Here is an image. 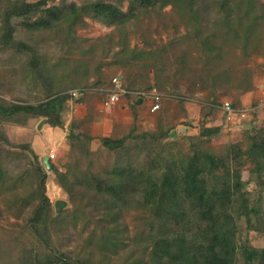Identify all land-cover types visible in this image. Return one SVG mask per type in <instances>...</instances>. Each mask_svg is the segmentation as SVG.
<instances>
[{"label": "rangeland", "instance_id": "374dc122", "mask_svg": "<svg viewBox=\"0 0 264 264\" xmlns=\"http://www.w3.org/2000/svg\"><path fill=\"white\" fill-rule=\"evenodd\" d=\"M17 1L0 0V39L8 41L0 42V104L37 106L56 95L79 94L63 103L61 127L38 116L23 124L0 120L4 185L15 186L12 196L0 190V264L21 263L26 251L33 259L52 252L67 264L98 263L102 255L109 258L105 264L147 261L151 247L143 256L142 249L149 235L159 234L145 203L149 181L160 183L168 168L181 175L195 153L220 159L215 175L232 189L235 264H261L257 258L249 263L246 251L264 249V157L257 172L247 154L264 145V0H255L263 18L248 40L237 19L243 10L231 3L240 0H228L223 9L222 0H191L193 19L175 0H49L15 16L9 2ZM84 4L70 28L69 20L41 31L26 28L47 8ZM104 6L118 12L112 23L96 16L97 10L110 13ZM207 37L218 48L212 54ZM151 90L159 96L155 112L152 99L138 102L134 94ZM226 103L232 112L224 111ZM212 128L218 131L203 135ZM120 139L124 144L111 148ZM124 169L136 181L116 195L113 186ZM40 184L50 209L32 225L38 201L27 195ZM56 200L63 202L59 213ZM190 203L183 208L194 223ZM110 204L112 214L104 215ZM106 228H113L117 254L98 248Z\"/></svg>", "mask_w": 264, "mask_h": 264}, {"label": "trees", "instance_id": "16d2710c", "mask_svg": "<svg viewBox=\"0 0 264 264\" xmlns=\"http://www.w3.org/2000/svg\"><path fill=\"white\" fill-rule=\"evenodd\" d=\"M48 1L40 0L35 4H27L21 0L14 3L9 2V6L14 9L12 14L19 16L23 13H30L31 9L46 6ZM227 2L228 0H222L219 3L221 9H223ZM231 3L236 9L243 10L242 15L237 19L240 21V24L246 26L244 39H251L254 36L256 23L263 18L256 11L255 0H240L239 2L234 1ZM174 5L182 13L191 14L190 19H193L192 17L195 16L191 0H175ZM99 7L101 8L102 6L97 2L95 8L98 9ZM103 8L110 9L108 6H104ZM85 10V4L79 7L70 5L47 8L43 10V14L36 20L29 24L26 23V28L32 31H41L50 29L55 24L67 20H69L70 24L68 27L70 28ZM109 11L110 13L107 16H102L107 12L102 13L97 10L96 16L97 18L106 17L107 23H112L113 16L118 12L114 9ZM119 22L120 24L124 23L123 20H119ZM232 23L235 24L233 21ZM210 39L207 37L204 43L209 53L212 54L218 48ZM0 42L3 46L7 45L6 36L2 35ZM69 98L70 96L68 95H56L53 98L49 97L46 102L40 103L37 106L0 104V120L23 124L27 116H38L45 118L44 123H48L53 127H61L59 115L63 109V103ZM18 116H22V120H19ZM217 131L218 128L205 129L203 135H212ZM70 136L72 138L77 137L71 133ZM124 142V139L111 141V148H119ZM248 153V157L255 163V171L259 172L262 163L260 159L264 157V145L255 144ZM190 161L182 170L181 175H179L180 173L177 174L173 168H168L163 173L160 183L152 180L149 181L150 189L146 191V196L148 197L145 203L149 206L151 218L158 224L159 234L149 235L147 238L149 243L142 249L141 254L143 256L148 251V248L151 247L148 253V260L146 261L140 257L135 264H235L236 225L234 217L230 213V199L233 195L232 189L229 183L224 184L215 175L217 169L221 167L220 164L222 165V162L210 153L205 155L203 153H195L190 158ZM3 173L4 170L0 166V190L10 192L12 196L15 193V186L4 185L6 177ZM41 175L39 173L38 178H42ZM118 175L121 179H119V183L113 186L112 191L116 195L125 194L126 185L136 180L126 169L120 170ZM58 179L63 189L70 192L64 176L58 174ZM27 197L30 200L35 197L38 201L35 218L30 221L34 225L41 221L44 211L49 212L50 204L41 184L37 188L31 189ZM187 201L191 202L189 208L196 214L197 220L194 223L193 219L188 218L187 214H185L187 208H183ZM29 203H22V206L26 207ZM16 204L17 201L13 203V207ZM112 205L107 206L104 215L109 216L112 214ZM171 221L174 224H171ZM151 225L152 223L149 226ZM112 230L113 228H106L104 235L98 240V248L101 251H112L114 254H117L118 242L110 240L109 236ZM246 253V259L249 263L257 258L261 264H264V249L246 251ZM25 254H27V259L23 262L20 261L21 263L14 264H58V262L67 264L59 261L52 252H39L34 256V259L30 256L29 251H26ZM102 256L105 258L104 255ZM102 260L98 263L91 262V264H105L106 261H109V258L106 257L105 262ZM85 263H90V261H85Z\"/></svg>", "mask_w": 264, "mask_h": 264}, {"label": "built area", "instance_id": "2783aa9c", "mask_svg": "<svg viewBox=\"0 0 264 264\" xmlns=\"http://www.w3.org/2000/svg\"><path fill=\"white\" fill-rule=\"evenodd\" d=\"M113 84L114 85L117 84V80L116 79L113 80ZM125 93H128V92L125 91ZM77 94H79L77 91L70 92V96L71 97H76ZM134 94H135V97L138 100H142L143 97H147L148 96L149 99H152V103L150 105V111L151 112H155L156 110H158V108H159V102H158L159 96H158V93L155 92V90H151L149 92L137 91ZM263 96H264V93H263ZM116 99H117V96L115 94H113L112 96H110V101L111 102H114ZM223 108H224V111L227 112V113L232 112L231 105L228 104V103L224 104L223 105ZM52 157L53 156L51 155L50 158H52Z\"/></svg>", "mask_w": 264, "mask_h": 264}, {"label": "water", "instance_id": "95a60500", "mask_svg": "<svg viewBox=\"0 0 264 264\" xmlns=\"http://www.w3.org/2000/svg\"><path fill=\"white\" fill-rule=\"evenodd\" d=\"M141 100H139L138 102H140ZM47 158H45L46 161ZM63 207V202L61 200H56L54 202V210L55 212L59 213L62 210Z\"/></svg>", "mask_w": 264, "mask_h": 264}]
</instances>
